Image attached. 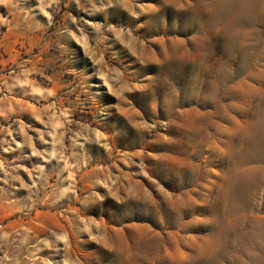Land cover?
Returning <instances> with one entry per match:
<instances>
[{
    "label": "rangeland",
    "instance_id": "374dc122",
    "mask_svg": "<svg viewBox=\"0 0 264 264\" xmlns=\"http://www.w3.org/2000/svg\"><path fill=\"white\" fill-rule=\"evenodd\" d=\"M0 264H264V0H0Z\"/></svg>",
    "mask_w": 264,
    "mask_h": 264
}]
</instances>
